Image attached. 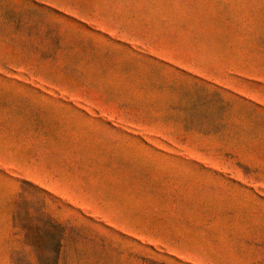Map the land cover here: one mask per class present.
Here are the masks:
<instances>
[{
  "label": "rangeland",
  "instance_id": "obj_1",
  "mask_svg": "<svg viewBox=\"0 0 264 264\" xmlns=\"http://www.w3.org/2000/svg\"><path fill=\"white\" fill-rule=\"evenodd\" d=\"M66 201L133 207L139 264H264V0H0V264Z\"/></svg>",
  "mask_w": 264,
  "mask_h": 264
},
{
  "label": "crops",
  "instance_id": "obj_2",
  "mask_svg": "<svg viewBox=\"0 0 264 264\" xmlns=\"http://www.w3.org/2000/svg\"><path fill=\"white\" fill-rule=\"evenodd\" d=\"M70 195L66 193L64 198L71 199ZM134 212L131 207L102 216L77 203L64 202L52 213V220L62 225L52 264H139Z\"/></svg>",
  "mask_w": 264,
  "mask_h": 264
},
{
  "label": "trees",
  "instance_id": "obj_3",
  "mask_svg": "<svg viewBox=\"0 0 264 264\" xmlns=\"http://www.w3.org/2000/svg\"><path fill=\"white\" fill-rule=\"evenodd\" d=\"M50 262H51V258H50Z\"/></svg>",
  "mask_w": 264,
  "mask_h": 264
}]
</instances>
